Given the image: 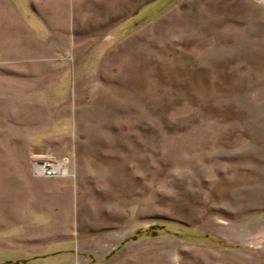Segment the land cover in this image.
I'll list each match as a JSON object with an SVG mask.
<instances>
[{
	"label": "rangeland",
	"instance_id": "1",
	"mask_svg": "<svg viewBox=\"0 0 264 264\" xmlns=\"http://www.w3.org/2000/svg\"><path fill=\"white\" fill-rule=\"evenodd\" d=\"M14 202L41 264H264V0H0Z\"/></svg>",
	"mask_w": 264,
	"mask_h": 264
},
{
	"label": "crops",
	"instance_id": "2",
	"mask_svg": "<svg viewBox=\"0 0 264 264\" xmlns=\"http://www.w3.org/2000/svg\"><path fill=\"white\" fill-rule=\"evenodd\" d=\"M16 202H14L15 206L13 205L9 210L10 215L0 219V231L7 232L8 238H0V264H32L34 262L41 264L49 257V252H42L43 240L40 237L34 240L32 236V221L30 220L32 209L18 210ZM31 202L30 198L29 204Z\"/></svg>",
	"mask_w": 264,
	"mask_h": 264
}]
</instances>
